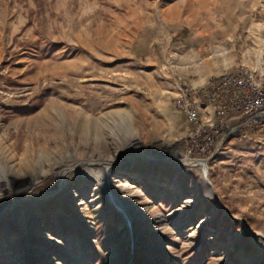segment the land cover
<instances>
[{
	"label": "rangeland",
	"instance_id": "rangeland-1",
	"mask_svg": "<svg viewBox=\"0 0 264 264\" xmlns=\"http://www.w3.org/2000/svg\"><path fill=\"white\" fill-rule=\"evenodd\" d=\"M263 59L264 0H0V264H264V121L172 106Z\"/></svg>",
	"mask_w": 264,
	"mask_h": 264
},
{
	"label": "built area",
	"instance_id": "built-area-1",
	"mask_svg": "<svg viewBox=\"0 0 264 264\" xmlns=\"http://www.w3.org/2000/svg\"><path fill=\"white\" fill-rule=\"evenodd\" d=\"M172 106L184 118L192 151L207 156L218 141L264 121V63L225 70L201 87L181 83Z\"/></svg>",
	"mask_w": 264,
	"mask_h": 264
},
{
	"label": "bare ground",
	"instance_id": "bare-ground-1",
	"mask_svg": "<svg viewBox=\"0 0 264 264\" xmlns=\"http://www.w3.org/2000/svg\"><path fill=\"white\" fill-rule=\"evenodd\" d=\"M185 163L190 164V165L196 164L198 167L201 168L203 175L206 177V169H205V164L203 162H198V161H195L194 160V161H187ZM103 165L105 166V169H108V166L110 164L107 163V162H105V163H103ZM63 190H64V180L62 178L58 177L57 180H56V182H55V186L53 187V189L50 192H48V193H46L44 195H41V196L37 197L39 199H36V200L41 201V200H45V199L46 200L51 199V198L55 197L57 194L63 193ZM18 202L20 203V202H22V200L21 201L14 202L13 204H11L9 206L11 208H13L16 204H18ZM11 208H9V209H11Z\"/></svg>",
	"mask_w": 264,
	"mask_h": 264
},
{
	"label": "water",
	"instance_id": "water-1",
	"mask_svg": "<svg viewBox=\"0 0 264 264\" xmlns=\"http://www.w3.org/2000/svg\"><path fill=\"white\" fill-rule=\"evenodd\" d=\"M221 143V141H218L217 142V144H216V147H218V145ZM162 161V160H161ZM197 161H201V160H197ZM163 162H165V163H167V164H170V165H176V166H187V167H190L188 164H182L181 162H179V161H172V162H167V161H163ZM202 162L205 164V161L204 160H202ZM204 177V176H203ZM205 178V177H204ZM205 182H206V180H205ZM207 183V182H206Z\"/></svg>",
	"mask_w": 264,
	"mask_h": 264
},
{
	"label": "crops",
	"instance_id": "crops-1",
	"mask_svg": "<svg viewBox=\"0 0 264 264\" xmlns=\"http://www.w3.org/2000/svg\"><path fill=\"white\" fill-rule=\"evenodd\" d=\"M264 60V59H263ZM259 61H256V63H258ZM260 62H263V61H260ZM264 63V62H263ZM207 76H209V75H206L202 80H205L206 79V77ZM217 76V75H216ZM216 76H213V77H216ZM213 77H210V78H213ZM179 86V85H178ZM178 86H176V88L174 89V95H173V97L175 96V94L177 93V89H178ZM173 99V98H172ZM244 137H246L245 135H244Z\"/></svg>",
	"mask_w": 264,
	"mask_h": 264
}]
</instances>
